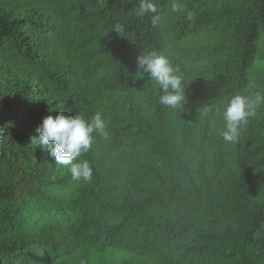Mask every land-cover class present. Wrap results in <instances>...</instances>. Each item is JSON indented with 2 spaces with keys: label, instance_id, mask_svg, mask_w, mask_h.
Segmentation results:
<instances>
[{
  "label": "trees",
  "instance_id": "1",
  "mask_svg": "<svg viewBox=\"0 0 264 264\" xmlns=\"http://www.w3.org/2000/svg\"><path fill=\"white\" fill-rule=\"evenodd\" d=\"M138 3L0 0V264H264V104L220 136L230 98L264 91V0H155V26ZM153 50L184 107L137 74ZM60 111L105 119L91 181L31 141Z\"/></svg>",
  "mask_w": 264,
  "mask_h": 264
},
{
  "label": "clouds",
  "instance_id": "2",
  "mask_svg": "<svg viewBox=\"0 0 264 264\" xmlns=\"http://www.w3.org/2000/svg\"><path fill=\"white\" fill-rule=\"evenodd\" d=\"M173 11L180 10V5L173 4ZM137 16L152 14L153 26L158 23L159 12L155 0H139ZM112 31L123 37L125 27L116 22ZM137 74L148 75L149 80L155 81L160 90L159 103L172 109L184 107L186 101L183 78L178 74L172 62L162 52L155 50L141 53L137 56ZM264 104V91H256L254 97L241 94L233 95L223 112L225 127L220 136L226 143L239 140L241 129L248 123L249 118L255 117L257 109ZM207 114V110L205 112ZM36 136L31 141L48 151L54 158L55 164L66 166L73 180L91 181L93 168L87 159H80L82 154L91 150L94 136L99 134L108 137L107 125L101 112L97 111L90 119H85L79 113L68 115L63 111L56 115H47L36 129Z\"/></svg>",
  "mask_w": 264,
  "mask_h": 264
}]
</instances>
